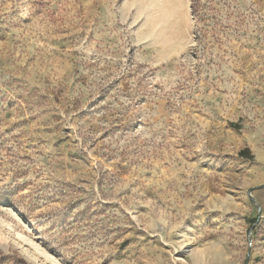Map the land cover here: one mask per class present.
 I'll return each instance as SVG.
<instances>
[{"label":"rangeland","instance_id":"rangeland-1","mask_svg":"<svg viewBox=\"0 0 264 264\" xmlns=\"http://www.w3.org/2000/svg\"><path fill=\"white\" fill-rule=\"evenodd\" d=\"M124 1L0 0V264H264V0Z\"/></svg>","mask_w":264,"mask_h":264},{"label":"trees","instance_id":"trees-1","mask_svg":"<svg viewBox=\"0 0 264 264\" xmlns=\"http://www.w3.org/2000/svg\"><path fill=\"white\" fill-rule=\"evenodd\" d=\"M242 0H191V15L198 29V40L205 48L211 44L218 26L228 24L239 27L241 24ZM241 156H247L243 151Z\"/></svg>","mask_w":264,"mask_h":264},{"label":"crops","instance_id":"crops-1","mask_svg":"<svg viewBox=\"0 0 264 264\" xmlns=\"http://www.w3.org/2000/svg\"><path fill=\"white\" fill-rule=\"evenodd\" d=\"M135 3H138V1L137 2H134V4ZM140 5V4H139ZM190 0H185V9H186V15L187 16H189L190 14H191V7H190ZM128 6H129V2L128 1H124L123 2V4H122V9L124 10V9H127L128 8ZM141 6V5H140ZM155 6H156V9H157V4H155ZM140 9H141V7H140Z\"/></svg>","mask_w":264,"mask_h":264},{"label":"water","instance_id":"water-1","mask_svg":"<svg viewBox=\"0 0 264 264\" xmlns=\"http://www.w3.org/2000/svg\"><path fill=\"white\" fill-rule=\"evenodd\" d=\"M261 188H264V185L261 186V187H259L258 189H261ZM253 190H254V189H250V190L248 191V197H249V199L251 200V202H252L255 206H257L258 203H257L256 199H255V198L253 197V195H252ZM259 220H260V217H259V219H257L255 225L258 224ZM252 233H253V231L250 232V234H252Z\"/></svg>","mask_w":264,"mask_h":264}]
</instances>
